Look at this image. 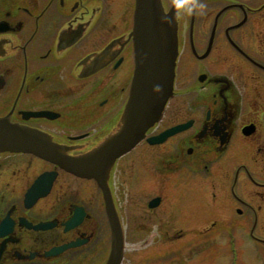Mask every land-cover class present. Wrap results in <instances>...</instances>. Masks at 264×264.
Returning a JSON list of instances; mask_svg holds the SVG:
<instances>
[{
    "label": "flooded vegetation",
    "instance_id": "obj_1",
    "mask_svg": "<svg viewBox=\"0 0 264 264\" xmlns=\"http://www.w3.org/2000/svg\"><path fill=\"white\" fill-rule=\"evenodd\" d=\"M161 4L177 9L179 53L174 95L150 135L187 128L115 162L108 185L116 210L123 222L129 195L137 198L153 181L156 195L140 214H155L161 242L196 234L198 255L214 232L232 233L240 252L242 241L264 262V0ZM124 5L0 0V118L48 134L68 155L94 150L118 126L134 71ZM46 173L55 178L33 203L28 192ZM211 218V227L202 226ZM111 249L94 179L30 152H0V264H106Z\"/></svg>",
    "mask_w": 264,
    "mask_h": 264
},
{
    "label": "water",
    "instance_id": "obj_2",
    "mask_svg": "<svg viewBox=\"0 0 264 264\" xmlns=\"http://www.w3.org/2000/svg\"><path fill=\"white\" fill-rule=\"evenodd\" d=\"M129 39H133L136 67L127 104L116 129L89 154L68 155L67 148L48 134L11 123L9 117L0 118V152H30L78 177L98 182L112 227V250L106 264H120L124 250V233L108 185L109 174L116 160L138 145L161 120L173 96L178 57L177 9L165 12L161 0H136ZM184 129L183 125L174 127L148 142H163ZM54 176L44 174L33 184L28 193L31 201L47 192L49 186L45 185Z\"/></svg>",
    "mask_w": 264,
    "mask_h": 264
},
{
    "label": "rangeland",
    "instance_id": "obj_3",
    "mask_svg": "<svg viewBox=\"0 0 264 264\" xmlns=\"http://www.w3.org/2000/svg\"><path fill=\"white\" fill-rule=\"evenodd\" d=\"M123 1L125 5L124 7L120 8V14L122 12L127 13V11L125 10L127 8L129 10L128 19H130L131 21L133 16L132 14H133L134 2L133 0H123ZM120 2L122 3V0H119V3ZM130 24H132V22ZM155 132H156V128L151 130V134ZM140 147L151 148L147 146L145 142L141 143ZM40 165L42 166V164ZM39 168L41 167L39 166ZM127 185L128 188H131L132 192H134L135 190H139V187H135V186L131 187L129 182ZM150 188L155 190V192H153V190ZM155 195H156V184H154L152 181L149 188L145 189L143 194H139L137 198H135L136 197L135 195L134 197H131L129 195L130 198L129 202L126 201L127 203H125L127 206V212L126 213L124 211L122 212L124 227L126 229L125 254L127 261L125 262V264H156V256L158 255V253H161L163 255L165 253H169L175 250L177 257L179 258L178 260L180 264L183 262L185 264H235L233 262V258L236 255L234 251L230 249L231 244L229 243L227 236L221 235V233L217 234V232H214L213 235H210V238L208 240L209 247L206 251L204 250L202 253H199L200 255L188 254L189 250L192 248L194 243H196V247L200 244L201 236H198L196 234H195L196 236L192 235V237L187 236L181 239H177L172 243H169L167 241L161 242L160 237L156 235L155 214L154 213H150L148 215L147 213L143 215L140 214L141 212H143V206L145 208L149 200L152 199ZM137 216L138 218H135ZM213 220L214 219L211 218L207 224H203L202 226L211 227V222ZM140 223L145 224L143 228L144 229L143 232H138V231H142L140 230L141 228ZM247 242H249V238H247L246 243ZM241 244H243L241 245V249H243L244 251L240 252L239 248H237L239 254L241 255V261H243L241 264H255L256 262L258 263V256L255 255V252L253 253V251L249 249V247L246 246L244 243H242V241ZM170 249L172 250L169 251ZM197 249L200 250V248L198 247ZM177 252L179 254H177ZM188 257L190 258L188 259Z\"/></svg>",
    "mask_w": 264,
    "mask_h": 264
}]
</instances>
